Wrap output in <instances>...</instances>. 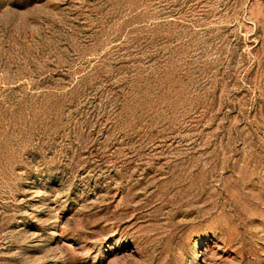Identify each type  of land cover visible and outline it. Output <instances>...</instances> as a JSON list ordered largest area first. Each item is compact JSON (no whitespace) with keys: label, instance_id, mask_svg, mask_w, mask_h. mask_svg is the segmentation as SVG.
Here are the masks:
<instances>
[{"label":"rangeland","instance_id":"obj_1","mask_svg":"<svg viewBox=\"0 0 264 264\" xmlns=\"http://www.w3.org/2000/svg\"><path fill=\"white\" fill-rule=\"evenodd\" d=\"M0 264H264V0H0Z\"/></svg>","mask_w":264,"mask_h":264}]
</instances>
